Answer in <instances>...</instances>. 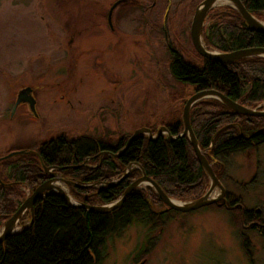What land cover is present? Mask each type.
I'll list each match as a JSON object with an SVG mask.
<instances>
[{"label":"rangeland","instance_id":"obj_1","mask_svg":"<svg viewBox=\"0 0 264 264\" xmlns=\"http://www.w3.org/2000/svg\"><path fill=\"white\" fill-rule=\"evenodd\" d=\"M118 1L0 0V160L20 151L38 154L43 143L58 137H91L115 146L140 129L153 127L155 136L175 115L182 117V103L193 89L173 79V53L166 44L201 65L190 26L202 0H124L112 14L111 29L108 13ZM210 25L207 16L204 28ZM26 87L32 89L35 113L21 105L12 114L18 92ZM250 109L264 111V104ZM201 152L208 161L210 151ZM18 157L0 161L1 183L7 184L9 173L3 161ZM103 157L83 165L94 168ZM194 157L198 160L195 152ZM220 160L208 163L226 195L260 220L241 228L227 202L190 213L172 212L159 229L132 224L109 236L103 264H264V144ZM140 168L131 165L124 174L139 172V180ZM205 176L198 198L210 187ZM58 186L80 203L70 186ZM18 189L24 201L36 188ZM147 189L156 198L152 207L164 210L149 185L138 191ZM168 197L180 203L198 199Z\"/></svg>","mask_w":264,"mask_h":264},{"label":"trees","instance_id":"obj_2","mask_svg":"<svg viewBox=\"0 0 264 264\" xmlns=\"http://www.w3.org/2000/svg\"><path fill=\"white\" fill-rule=\"evenodd\" d=\"M241 2L250 14L264 21V0ZM208 17L211 25L203 31L208 50L231 53L264 48V34L250 31L233 9L214 10ZM197 56L201 65H195L179 53L173 54L169 66L173 79L182 86L191 87L193 95L214 90L245 107L264 104V59L252 58L223 65ZM185 103L186 100L181 108ZM190 124L200 149L210 151L208 161H218L228 154L242 153L264 144V131L250 138L264 129V118L239 116L216 100L196 104L190 112ZM164 128L172 137L179 136L183 130L180 114L170 119ZM149 129L155 132L153 127ZM127 142L128 139H122L112 146L91 137H58L43 143L38 156L26 154L3 161L8 165L9 173L7 184L0 182V227L23 202L18 188L26 186L33 191L48 181L41 164L48 168H62L61 176L78 184L70 186L74 198L87 206L115 202L140 173L133 171L112 187L107 184L136 164L167 195L184 200L200 196L207 178L186 137L168 142L165 136L154 141L139 136L121 156L104 155L100 164L91 169L83 165L85 162H99L100 155L105 152L118 154ZM91 184L104 185L89 187ZM147 191L132 192L119 208L108 214L88 216L81 208L67 206L56 194H48L36 202L32 221L30 214L29 219L24 216L19 224L21 231L0 244V264H103L109 236L132 224L159 229L167 216L174 212L157 215L160 210L154 209L150 203L152 198L156 199L155 195L150 189ZM226 201L229 210L236 212L235 223L241 228L260 220L255 212L239 208L237 199L226 195ZM26 219L28 222L24 225ZM243 247L246 251L245 243Z\"/></svg>","mask_w":264,"mask_h":264},{"label":"water","instance_id":"obj_3","mask_svg":"<svg viewBox=\"0 0 264 264\" xmlns=\"http://www.w3.org/2000/svg\"><path fill=\"white\" fill-rule=\"evenodd\" d=\"M122 2L123 0H119L118 2H116L111 7L108 13L107 20L111 29H112V25H111L112 14L114 10ZM222 4L236 11V13L244 21L246 27L250 31L259 34H264V21L259 20L254 15L250 14L243 6L241 0H202L194 11L190 26V39L196 53L203 59L214 61L223 65H228L234 62H238L246 59H252V58L264 59V48L238 50L231 53H219L216 51L208 50L203 39L205 19L216 6ZM207 100H216L220 102L222 105H224L226 108H228L230 111H232L233 113L239 116L250 117V118L253 117L264 118V111L257 112L248 107L242 106L238 102H234L231 99L224 96L223 94L214 90L202 91L195 93L186 101L181 117L183 130L179 136L172 137L167 132L166 128H161L160 130H158L156 135L153 136L150 130L144 128L135 131L134 134L129 138L126 146L118 154H112L109 152H105L101 154V155H108L117 158L121 156L124 151L127 150V148L130 146V144L133 142L134 139L144 134H147L148 140L150 141H154L163 135L166 137V140L168 142H172L177 138L186 137L197 156L200 167L202 168V170L210 180L209 190L202 197L186 203L177 202L171 199L170 197H168V195H166L162 191V189L158 186V184H156L153 180H151L145 174L143 169L140 168V171L142 173V178L132 183L115 202L109 205H103L99 207L87 206L75 202L68 193H66L60 186H58V183L65 184L68 186L74 185V183L70 181H66L60 177L59 171H61L62 168H58V167L48 168L42 164L45 172L47 173V176L53 178L49 179L45 183L38 186L29 196L25 198V200L20 204L18 209L5 221V223L0 228V244L3 243L8 237L17 235L21 231V227H19V224L21 219L24 217L26 213L30 214L32 221L34 206L36 202L43 199L48 194H56L57 196H59L61 199L64 200L67 206L71 208H81L85 210L87 216L90 214H108L112 212L113 210L119 208L123 204L127 196H129L132 192L138 190L141 185H146V184L153 189L156 196L161 200V202L165 206L164 210H161L156 213L157 215L164 214L168 211H174L178 213H190L206 207L217 205L220 202L226 204V190L221 184L218 177L216 176L211 165L208 163L207 159L202 154L198 141L190 124L191 109L196 104ZM21 105H26L31 113H35L36 102L33 97V92L31 88L26 87L18 92L16 96V101L12 109V114ZM263 131L264 129L258 131L257 133L253 134L250 138H253L255 135ZM240 135L243 136L242 134ZM26 154L38 156V154L34 151H20V152L11 153L6 157L1 158V160L9 159L16 155H26ZM135 166H137V164ZM128 169H130V166L128 167ZM128 172L129 170L126 171V173L120 178L118 182H116L115 184H107V186L112 187L117 183L121 182L122 180H124L128 176ZM102 185L104 184H91L89 185V187H97Z\"/></svg>","mask_w":264,"mask_h":264},{"label":"flooded vegetation","instance_id":"obj_4","mask_svg":"<svg viewBox=\"0 0 264 264\" xmlns=\"http://www.w3.org/2000/svg\"><path fill=\"white\" fill-rule=\"evenodd\" d=\"M167 48L169 49V51L171 52V53H173V54H178V50H176V49H174V48H172V46L167 42ZM26 106V105H25ZM61 171H59V174H60V176H61V173H60ZM47 178H48V180L49 179H52L53 177H50V176H47ZM123 181V180H122ZM118 184V183H117ZM227 202V201H226Z\"/></svg>","mask_w":264,"mask_h":264}]
</instances>
